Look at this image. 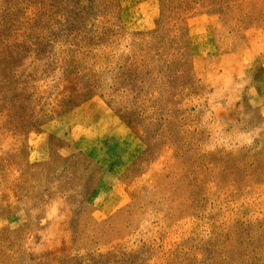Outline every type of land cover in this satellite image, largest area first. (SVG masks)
Returning <instances> with one entry per match:
<instances>
[{
	"label": "rangeland",
	"instance_id": "obj_1",
	"mask_svg": "<svg viewBox=\"0 0 264 264\" xmlns=\"http://www.w3.org/2000/svg\"><path fill=\"white\" fill-rule=\"evenodd\" d=\"M0 264H264V0H0Z\"/></svg>",
	"mask_w": 264,
	"mask_h": 264
},
{
	"label": "crops",
	"instance_id": "obj_2",
	"mask_svg": "<svg viewBox=\"0 0 264 264\" xmlns=\"http://www.w3.org/2000/svg\"><path fill=\"white\" fill-rule=\"evenodd\" d=\"M118 121H119V119H118ZM118 123H121V121H119ZM126 127L128 128V126H126ZM128 130L130 132L129 134H131V135L126 136V133L124 132L123 136L125 138H127V140L131 139V141H129L130 145L128 146V149L125 152V154L122 157H120L118 160L119 164L122 165L120 167H128L129 164H131L132 162H134L138 158V156L140 155V152H141L140 146H139V141H137L135 139V135H134L132 129L128 128Z\"/></svg>",
	"mask_w": 264,
	"mask_h": 264
}]
</instances>
